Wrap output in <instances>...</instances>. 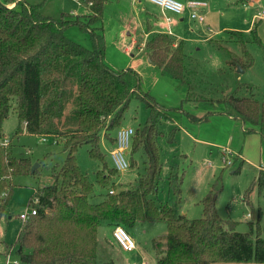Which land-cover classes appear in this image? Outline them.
I'll list each match as a JSON object with an SVG mask.
<instances>
[{"label":"trees","instance_id":"1","mask_svg":"<svg viewBox=\"0 0 264 264\" xmlns=\"http://www.w3.org/2000/svg\"><path fill=\"white\" fill-rule=\"evenodd\" d=\"M82 1L88 13L64 12L55 19L43 14L40 4L0 0V136L14 108L19 121L16 135L23 133L24 124L28 133L53 137L67 149L64 162L52 167V182L38 188L30 198L32 204L38 200V211L23 224L15 242L20 264H114L97 260L99 228L121 225L129 230L144 220L167 224L165 240L155 242L158 264H264L261 211L250 223L251 232H239L236 221L218 213L213 189L200 201L203 214L199 218L177 214L169 201L159 200L165 164L159 143L163 134L160 125L172 119L171 112L181 107L167 108L143 90V78L136 69H115L107 63L103 26L107 0ZM258 24L254 23L249 39L242 31L228 30L242 48V56L224 48L233 66L245 69L254 65L247 49L249 42L262 46L264 59ZM74 25L89 34L91 49L67 36V29ZM174 40L168 33H157L145 46L153 64L186 82L184 41L175 45ZM133 99L148 110L145 124L135 129L129 154L130 167L138 164L134 156L141 154L143 171L134 186L116 190L113 179L119 172L113 164L108 165L101 141L104 138L115 146L113 132L122 126ZM223 104L230 109L229 115L235 113L242 121L246 132L264 136V101L230 95ZM213 112L205 116L186 114L191 121L200 122L208 120ZM179 129L174 127L165 136L169 143L176 141ZM84 144L89 145L90 156L101 162L96 182L107 190L97 200L93 196L95 183L77 161V151ZM32 167L30 158L16 157L0 145V218L14 192L12 177L35 174L38 169L32 172ZM183 180L184 170L171 167L167 182L175 203L180 201ZM255 187L264 192V169L247 188L244 201ZM110 189L116 191L110 193Z\"/></svg>","mask_w":264,"mask_h":264},{"label":"rangeland","instance_id":"2","mask_svg":"<svg viewBox=\"0 0 264 264\" xmlns=\"http://www.w3.org/2000/svg\"><path fill=\"white\" fill-rule=\"evenodd\" d=\"M24 1L33 5L40 4V11L55 19H59L64 12L83 13V6L77 0ZM195 1L204 2L206 6L196 8V12L204 16V21L187 19L184 22L185 28L182 29L183 38L187 39L184 42L186 82L175 79L150 62L146 44L143 45L145 50L138 51L134 48L133 52L126 51L133 44L117 39L118 28L123 20L111 13L113 8L106 12L105 19L106 60L116 69H136L143 78V90L149 91L160 104L172 109L181 107L180 110L171 112L172 119L163 121L160 125L163 134L159 137V143L165 164L159 183V200L169 201L177 214H185L191 219L199 218L203 214L200 201L213 189L217 194L218 213L224 218L229 217L236 221L237 231L251 232L250 223L257 220L259 211L263 213L260 226L264 227V192L260 193L258 187H255L248 201H244L243 196L258 177L260 170L264 169V138L258 132H246L244 124L235 117V113L231 118L228 112L230 109L226 108L223 100L227 96L235 95L252 96L264 101L263 48L249 42L247 49L254 57V65L245 69L235 67L229 63L230 56L224 48L239 56H242V48L233 41L236 36L225 30L242 31L249 39V32L258 21V32L264 43V0ZM168 15L172 17L171 20L173 17L178 18L171 11ZM66 34L86 48L93 47L89 34L76 25L68 28ZM210 36L215 38L211 40L212 43L208 40ZM172 37L176 39L177 36ZM208 111L216 112L208 120L200 122L191 121L186 114L191 112L205 116ZM147 117L148 110L145 105L133 99L122 125L136 129L145 124ZM18 125V117L12 108L3 123L0 144L9 140L6 150L16 157L30 158L38 170L35 174L12 177L14 192L6 213L0 220V264H6L8 255L12 261L19 260L15 242L23 224L27 223L20 218V214L31 211L34 204L30 202V198L38 188L52 182V167L61 165L67 156L63 143H56L53 137L44 141V137L28 133L24 124L23 133L16 135ZM174 127L180 128L176 134L177 139L169 143L165 136ZM101 149L106 155L108 165L112 166V146L108 140L102 139ZM88 150V144L81 146L77 151V161L81 170L95 183L93 196L97 200V196L107 188H102L96 182V171L101 167V162L92 158ZM134 158H137L138 164L119 172L113 179L116 190L136 184L137 177L143 171V160L140 153ZM171 167L177 171L184 170L182 194L180 201L176 203L174 199L171 200L173 196L167 182ZM6 193L3 192L4 197ZM128 231L136 244V249L131 252L123 250L113 241L105 240L106 232L111 233L110 229L100 230L97 260L100 263L113 261L114 264H158L155 242L165 240L167 224L164 221L144 220ZM253 235H256L255 227ZM7 244L10 245L8 249Z\"/></svg>","mask_w":264,"mask_h":264},{"label":"crops","instance_id":"3","mask_svg":"<svg viewBox=\"0 0 264 264\" xmlns=\"http://www.w3.org/2000/svg\"><path fill=\"white\" fill-rule=\"evenodd\" d=\"M77 1L78 3H81V5L83 6L82 7L83 13L81 14L88 13L89 10L84 5L83 1L82 0H77ZM184 2L186 3L187 1H184ZM12 5H14V3ZM109 9H112L111 11L112 14L117 15L119 19L123 20L121 24L119 25L120 27L118 28L117 39H119V41L121 42H132L131 44L133 45L126 48L127 52H133L134 48H136L138 51L145 50L143 45L146 44L147 40L152 35L157 34V33H162V32L168 33L171 36H177L176 40L178 42L179 41L185 42L187 39L183 38L184 35L182 34V29L185 28L184 22L187 19H190V20L194 19L191 17V13L193 12L194 8L189 6L188 4H186L184 13L182 15L173 13L174 15H177L178 18L173 17V19L171 20L172 17L168 15V13H170L169 10H165L161 8L160 6L153 4L147 0H107L106 6H105L104 17H103L105 37H106V30H107L105 26V19H106L107 13L110 12ZM127 17L130 19H128ZM167 18H170V21H167ZM193 31L194 30H192V32ZM225 31L227 32L228 30H225ZM175 32L178 35H176ZM213 39H215L213 36H210L208 38V40L211 43H212L211 40ZM178 42H175L174 44L176 45ZM147 58L150 59L148 56V53H147ZM230 116L231 118L234 117L232 115ZM261 137L264 138L263 135H261ZM108 142L110 143V141ZM110 145L112 146V149H113L114 145L112 143H110ZM103 228L105 229L107 228L111 230V233L109 234L106 232L107 237H104L105 240L113 241L114 243H117L113 238L114 226H101L99 228V231L102 230ZM9 247L10 245L7 244V249ZM157 254H158V249H157ZM157 258H158V255H157Z\"/></svg>","mask_w":264,"mask_h":264},{"label":"built area","instance_id":"4","mask_svg":"<svg viewBox=\"0 0 264 264\" xmlns=\"http://www.w3.org/2000/svg\"><path fill=\"white\" fill-rule=\"evenodd\" d=\"M153 4L160 6L165 10H169L178 15H182L184 13L186 4L193 7L194 10L191 13V17L194 19H198L200 22L204 20V16L199 15L196 12L197 7H201L206 5L204 2L188 0L186 3L182 0H147ZM167 21H170V18H167ZM135 133V129L130 126L122 125L116 132V144L114 148L110 151V156L113 162L114 168L118 172L126 171L130 168L129 154L131 150L132 137ZM44 141H47V138H43ZM9 140L2 141L0 145L6 148L8 146ZM110 193H114V189L109 190ZM34 206L30 212H23L20 214V218L23 221H28L32 218V216L37 214V204L38 200L35 199L33 202ZM250 217V214H248ZM113 238L119 244V246L125 251H133L136 249L135 241L132 235L128 232V230L118 225L113 229ZM6 264H20V260H10L9 255ZM140 264H147V262H142Z\"/></svg>","mask_w":264,"mask_h":264},{"label":"water","instance_id":"5","mask_svg":"<svg viewBox=\"0 0 264 264\" xmlns=\"http://www.w3.org/2000/svg\"><path fill=\"white\" fill-rule=\"evenodd\" d=\"M149 60H150V59H149ZM150 62H152V61L150 60ZM36 166H37V165H34V166L32 167V172L35 171Z\"/></svg>","mask_w":264,"mask_h":264}]
</instances>
